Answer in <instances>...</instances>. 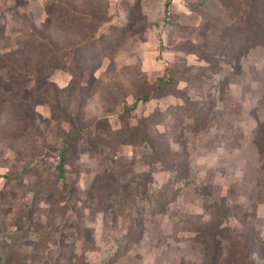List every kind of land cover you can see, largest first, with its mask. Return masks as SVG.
I'll use <instances>...</instances> for the list:
<instances>
[{"label":"rangeland","instance_id":"obj_1","mask_svg":"<svg viewBox=\"0 0 264 264\" xmlns=\"http://www.w3.org/2000/svg\"><path fill=\"white\" fill-rule=\"evenodd\" d=\"M64 3L103 10V37L84 45L85 56L97 59L83 79L61 64L46 73L43 94L35 72L49 54L27 47V39L48 37L58 48L86 41L89 25L61 24ZM137 4L141 16L132 19ZM217 16L232 23L217 0H0V264H68L62 252L74 256L72 264H207L213 229L231 241L236 234L264 240V169L254 144L264 125V47L236 64L224 57L234 41H218V66L206 62L190 46H202L206 20ZM174 67L177 82L139 102L123 122L121 102L115 106L108 93L131 105L133 94L151 93ZM200 93L208 101L204 126L178 123L181 97ZM156 111L149 130L159 163L142 143L118 144L107 159L91 151L96 138H117L106 136L109 128H133ZM66 116L81 126L72 128ZM68 142L75 148L64 154L62 183L55 168ZM123 174L126 195L147 199L121 206L114 196L122 189L110 196L107 185ZM51 191L64 198L52 222ZM54 222L58 230L47 240L43 230Z\"/></svg>","mask_w":264,"mask_h":264},{"label":"trees","instance_id":"obj_2","mask_svg":"<svg viewBox=\"0 0 264 264\" xmlns=\"http://www.w3.org/2000/svg\"><path fill=\"white\" fill-rule=\"evenodd\" d=\"M220 3V8L223 12V16H228L229 20L232 23H228L222 21L218 16L215 18H208L206 20V25L203 28L204 31V43L199 48L197 46H190L191 51H200L203 55L202 58L205 59L206 62L214 63L215 67L218 66V61L214 60L217 55V50L219 48L216 42H225L229 40H233L231 44L233 45L232 48H228V53L224 55L226 60H230L233 63H238L240 58L244 57L247 52L255 47L261 46L264 47V0H217ZM99 3V2H98ZM96 4V7L99 8V4ZM206 2L201 1L200 5L203 8L207 9L208 4ZM64 7H60L62 14V23L64 27L68 28H79L85 25L87 26V32L84 35L86 40L83 44L77 45V47L73 45H68L63 48L57 47V40L54 39L49 41L48 37H45L40 42H36V39L33 37H29L26 41V44L32 43L30 46L27 47H43L47 49V53L49 56L46 59L39 58L38 67L35 73L36 82L40 83V87L43 94L46 92V87L43 85H47L46 80L48 78L49 71L56 70L63 66H70L73 70V73L76 75V79H83L84 73H89L93 66L94 62L97 59L96 54H90L89 56H85L84 49L85 43L93 40L101 41L102 34H98L99 29L103 26V22L101 21L103 14V10H91V9H82L76 10V8L71 5L70 3L62 4ZM170 2L166 3V8H168ZM199 6V4H198ZM132 19L140 18V9L139 4L134 6V10L132 12ZM209 23V24H208ZM130 27L134 26V23L129 24ZM218 27H220L218 29ZM221 30V35H220ZM223 32V33H222ZM43 52H41L42 54ZM232 54H235V58H232ZM224 58V59H225ZM1 68V67H0ZM62 68V67H61ZM186 72V70H184ZM180 75L179 68L174 67L172 69H166L164 76L158 78L155 82V86L152 89L151 93L146 92L145 90H139V92L132 95L133 103L128 105L125 100L120 101L119 94H115L113 92H109L108 95L111 97V103H114L115 106L121 102V109L123 110L124 116H120L123 122L126 121V116L129 112L136 109L139 102L145 103L151 100L152 98H156L161 95V91L163 88L170 87L174 85L177 80L178 76ZM181 78H185L184 75ZM194 80H199L197 77ZM95 79L92 76L90 79L91 83H94ZM206 83V80L204 84ZM77 85L75 82L71 85V87L76 88ZM78 86V85H77ZM182 101L184 102L183 105L179 106V111L181 114L179 117L178 123H181L184 119L189 123L190 127L198 128L199 126H204L205 122L207 121V111L205 112V106L208 104L206 100V96L204 93L194 94L192 96L183 95L181 97ZM160 111V110H157ZM153 113L148 118H143L137 126L131 128L128 123L125 124V128L122 129L121 132H111L109 125L106 124V128H109L108 133L105 134L109 136L110 134L117 135V138L114 140L106 141L102 140L99 137L96 138L97 143H90V149L92 152H100L105 155V159L108 156L112 155L114 149L118 144H125V145H140V143L148 146L151 151V156L154 158V163L160 162L159 150L155 145L152 143L151 133L149 130V126L152 123L153 119L157 117L158 112ZM160 113H162L160 111ZM168 114V113H167ZM207 115V116H206ZM65 121L69 123L72 128L80 127L81 125L75 124L70 117H63ZM86 128H80L77 132H86ZM87 133V132H86ZM121 134L125 136V139L121 138ZM72 139V138H71ZM70 139V140H71ZM254 144L257 149V153L260 155L262 159V167L264 169V125L259 126L256 130L255 137H254ZM75 148V146H74ZM68 143H65L62 149V155L59 156V162L55 168L57 173V178L64 183L66 181L65 178V156L64 154L74 149ZM146 158V157H145ZM147 160V159H146ZM113 170V169H112ZM124 174L121 175L120 179L118 177L113 176L111 179L112 181L107 185L108 189L111 193L110 196H114L113 194L118 195V190L122 189L124 192L121 196H114L116 200H122L121 206H125L127 204H132L137 201H143L147 199V197H139L132 193L126 195L128 185H122V179L124 178ZM103 177V176H102ZM101 178V177H100ZM98 178V179H100ZM122 178V179H121ZM143 185H146V181H143ZM65 189V188H64ZM100 191H105L104 186L101 187ZM145 193V191H143ZM69 194V193H68ZM67 194V195H68ZM90 195H94V193H90ZM46 203L50 205V221L52 219L55 220L56 214L58 210H56L57 206L60 204V201H63L64 198L59 194L55 193V191H51L47 194ZM97 198V195H96ZM59 202V203H58ZM124 203V205H123ZM158 205H165V203H159ZM32 215V212H30ZM29 215V218H30ZM31 220V219H30ZM61 221V220H60ZM61 223V222H60ZM55 222L52 224L51 228L44 229V233L46 235L47 240L52 238L54 235L51 234L53 231H57L58 227L55 228ZM37 232V231H36ZM221 231H216L213 229V232L210 234V241L207 243L205 247V254L204 256L207 257L206 260L207 264H264V240L261 239H253L250 237V241L247 240L244 236H238V234L232 236L230 239H226L223 236ZM32 235L35 233H31ZM66 237L64 235H60L58 239L61 241L65 240ZM228 241V243H227ZM249 241V242H248ZM206 244V243H205ZM228 244V248H227ZM61 260H67L68 264H72V259L74 256L67 255L66 252L61 253ZM210 254V256H209ZM60 264V263H56Z\"/></svg>","mask_w":264,"mask_h":264}]
</instances>
